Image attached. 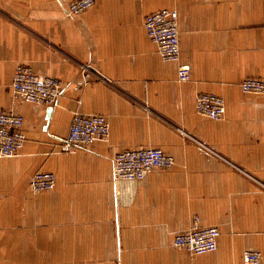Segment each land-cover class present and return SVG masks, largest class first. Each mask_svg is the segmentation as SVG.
Listing matches in <instances>:
<instances>
[{"label": "crops", "instance_id": "1", "mask_svg": "<svg viewBox=\"0 0 264 264\" xmlns=\"http://www.w3.org/2000/svg\"><path fill=\"white\" fill-rule=\"evenodd\" d=\"M70 1L0 0V110L24 133L0 157V264H242L245 250L264 264V94L239 87L264 78V0H95L76 16ZM161 9L177 12L178 62L144 28ZM18 65L60 81L54 105L14 96ZM199 93L223 98L221 119L197 112ZM75 112L104 116L109 134L62 152ZM151 147L173 165L112 181L117 152ZM40 171L55 186L34 193ZM195 223L218 228L213 252L172 246Z\"/></svg>", "mask_w": 264, "mask_h": 264}, {"label": "built area", "instance_id": "2", "mask_svg": "<svg viewBox=\"0 0 264 264\" xmlns=\"http://www.w3.org/2000/svg\"><path fill=\"white\" fill-rule=\"evenodd\" d=\"M95 0H72L65 12L79 15L93 6ZM147 36L156 44L157 51L164 61H179V32L177 12L161 9L147 14L144 18ZM190 79L187 66L179 65L177 80ZM245 93L264 94V78H244L239 83ZM10 88L16 98L24 102L52 106L61 93L60 81L50 76H42L28 66H16ZM197 112L207 118L219 120L224 116L225 103L222 97L211 93H199L195 98ZM23 117L13 110H0V157L14 156L24 141ZM109 134V124L104 116L75 112L67 136L61 140L60 150L72 152L76 148L86 147L97 140H105ZM174 163L171 155L159 148H138L117 152L112 160V181L141 180L154 168H170ZM32 192L50 191L55 186L52 172L40 171L33 174L29 181ZM196 220V218H195ZM219 230L214 226H198L175 234L172 246L193 254L213 252L217 247ZM242 264H262L258 251L245 250Z\"/></svg>", "mask_w": 264, "mask_h": 264}, {"label": "water", "instance_id": "3", "mask_svg": "<svg viewBox=\"0 0 264 264\" xmlns=\"http://www.w3.org/2000/svg\"><path fill=\"white\" fill-rule=\"evenodd\" d=\"M49 110H50V107H49V109H48V111H47V112H49Z\"/></svg>", "mask_w": 264, "mask_h": 264}]
</instances>
